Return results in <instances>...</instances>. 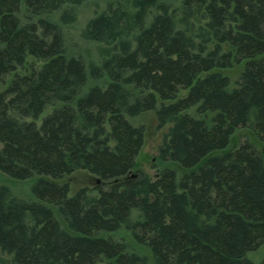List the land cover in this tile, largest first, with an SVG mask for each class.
<instances>
[{
	"label": "trees",
	"instance_id": "obj_1",
	"mask_svg": "<svg viewBox=\"0 0 264 264\" xmlns=\"http://www.w3.org/2000/svg\"><path fill=\"white\" fill-rule=\"evenodd\" d=\"M88 1L0 0V171L34 179L0 183V264H264V0H112L77 41ZM153 109L156 176L134 171Z\"/></svg>",
	"mask_w": 264,
	"mask_h": 264
},
{
	"label": "rangeland",
	"instance_id": "obj_2",
	"mask_svg": "<svg viewBox=\"0 0 264 264\" xmlns=\"http://www.w3.org/2000/svg\"><path fill=\"white\" fill-rule=\"evenodd\" d=\"M112 0H89L79 9L80 16H79V23H77L75 26L70 29L73 33V37L79 41V39L76 37L77 29H81L86 21H88L91 17H93L98 12H101L104 10L108 3ZM80 31V30H79ZM81 43V42H80ZM86 45L90 46V44L86 43ZM82 44V48L79 49V54L83 56H88V51L85 48H88L87 46ZM90 57V56H88ZM34 58H29L31 62H28L30 64V67H34L38 65L36 62L33 61ZM245 61L242 62H234L232 67L221 69L224 73L230 76L232 85L236 83V80L238 79L239 75L244 69ZM22 72V71H21ZM13 77V74L5 78L4 80H0V89H5L7 85L10 83L11 79ZM235 86V85H234ZM187 94V91L181 92L180 96H185ZM192 112H195V109L192 110ZM133 122L135 124H143L145 126V142L143 145V148L137 158V166L134 171L137 170H144L148 173H150L152 176H156L160 167L161 163L159 160V151L158 148L160 144L163 142L164 134L168 131L170 125L160 126L157 118V111L155 109L145 111L137 116H134L132 118ZM245 138H251L254 139V141L257 139L253 134L246 128L239 130L238 133L235 136L234 143H238L241 140ZM255 143L261 147L262 143L260 141H257ZM0 143V148H1ZM180 175H182L185 172V169L178 167ZM34 179H27V180H16L12 179L10 176L4 175L0 171V183H8L11 184L12 189L21 195H29L30 188L33 183ZM61 182L68 181L71 185L72 193L78 190L81 186L84 185H92L97 182L96 177L90 174L89 172L85 170L76 171L70 175H67L63 179H60ZM123 236L127 238V240L133 244L135 247H138V251H143L142 253H149L147 249H144L143 246L137 244L133 238L131 237V234L127 231H124ZM250 256L257 261V263H260L264 256V245L260 247L257 251H253L250 253Z\"/></svg>",
	"mask_w": 264,
	"mask_h": 264
},
{
	"label": "bare ground",
	"instance_id": "obj_3",
	"mask_svg": "<svg viewBox=\"0 0 264 264\" xmlns=\"http://www.w3.org/2000/svg\"><path fill=\"white\" fill-rule=\"evenodd\" d=\"M100 180H98V182H99Z\"/></svg>",
	"mask_w": 264,
	"mask_h": 264
}]
</instances>
